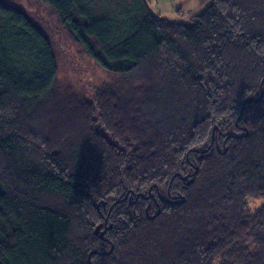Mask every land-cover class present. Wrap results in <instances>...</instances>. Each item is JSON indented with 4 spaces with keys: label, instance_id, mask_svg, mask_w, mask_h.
<instances>
[{
    "label": "trees",
    "instance_id": "trees-1",
    "mask_svg": "<svg viewBox=\"0 0 264 264\" xmlns=\"http://www.w3.org/2000/svg\"><path fill=\"white\" fill-rule=\"evenodd\" d=\"M38 1L126 84L60 104L52 41L0 0V264H264V0Z\"/></svg>",
    "mask_w": 264,
    "mask_h": 264
},
{
    "label": "rangeland",
    "instance_id": "rangeland-1",
    "mask_svg": "<svg viewBox=\"0 0 264 264\" xmlns=\"http://www.w3.org/2000/svg\"><path fill=\"white\" fill-rule=\"evenodd\" d=\"M2 1L22 10L52 41L58 64L54 95L60 104L73 96L85 97L89 101L93 100L95 94L97 95L103 86L109 87L110 90L115 87L119 89L120 86L125 88L126 83H124L123 76L101 68L61 27L56 16L52 15L38 0ZM146 2L150 10L159 17L166 18L171 22L185 24H191L193 17L209 6V3L204 4L199 0H146ZM131 83L134 85L136 82L128 81L127 85ZM101 102L103 104V99L100 100ZM107 111L109 112V110ZM216 128L217 125L214 126V129ZM214 129L213 138L218 139ZM150 191L146 193L150 194ZM247 205L248 210L254 212L264 206V201L249 199Z\"/></svg>",
    "mask_w": 264,
    "mask_h": 264
},
{
    "label": "water",
    "instance_id": "water-1",
    "mask_svg": "<svg viewBox=\"0 0 264 264\" xmlns=\"http://www.w3.org/2000/svg\"><path fill=\"white\" fill-rule=\"evenodd\" d=\"M105 233H106V231L101 232V234H100V230H99V229L96 230V234H100V237H101L102 239L105 238V237H104ZM91 255H92V254H91ZM91 255H90V256H91Z\"/></svg>",
    "mask_w": 264,
    "mask_h": 264
}]
</instances>
